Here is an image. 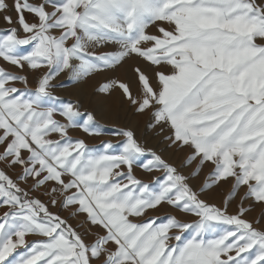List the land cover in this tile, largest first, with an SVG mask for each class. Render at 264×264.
Instances as JSON below:
<instances>
[{"label":"snow or ice","instance_id":"1","mask_svg":"<svg viewBox=\"0 0 264 264\" xmlns=\"http://www.w3.org/2000/svg\"><path fill=\"white\" fill-rule=\"evenodd\" d=\"M0 20V264H264V0H0ZM132 59L133 81L98 92L118 91L193 172L130 128L103 150L72 137L103 133L57 78ZM222 184L220 205L203 198Z\"/></svg>","mask_w":264,"mask_h":264},{"label":"rangeland","instance_id":"2","mask_svg":"<svg viewBox=\"0 0 264 264\" xmlns=\"http://www.w3.org/2000/svg\"><path fill=\"white\" fill-rule=\"evenodd\" d=\"M7 27L8 25H6L3 20H0V32H3L5 29H7ZM149 30L152 31L153 29L150 28ZM105 50L111 51L113 48L109 46ZM138 63L139 62L135 59L128 60L115 69H109L101 73L93 74L79 82L70 80L66 73L61 74V76L57 78V80L54 82L57 85L54 90L55 95L59 96L64 101H78L84 109L93 112L96 116V124L103 133L100 136L85 137L83 133L79 131H73L71 135L74 139L85 138L89 147L103 150L102 144L105 141H111L118 147L121 137L112 134L116 129L130 128L136 133L138 140L142 144H145L147 147L157 151L166 161L176 166L185 175H187L190 172H193L192 168L183 167L187 157L189 156L188 152L178 148H169L168 145L163 142L162 137L157 134V131L148 128L149 118L147 116L136 114L134 110L127 104V102L122 99L118 91L113 92L111 95H103L98 92V87L108 78L128 82L133 81L135 79L133 68ZM0 66L8 67L2 60H0ZM16 86L18 88L23 87L20 84H17ZM78 95H82V98ZM99 112L105 113V115H107V117L109 116V118H106V120L99 119ZM136 167L142 175V181L152 184L153 186L156 178L163 177L162 172L147 173L143 171L138 165ZM210 171L211 169L208 166H205L203 171L200 173V176L197 178V180L193 181V183L200 185L205 180ZM229 190V184H222L219 187H215L209 191L203 198L208 200L210 203L220 205L227 198ZM62 215L64 217H69L71 213L69 211H64L62 212ZM260 215L261 209L255 208L251 212L249 219L254 217L259 218ZM69 222L74 227H79L83 223V218H73ZM79 230L84 231V228H79ZM187 238H189V234H185V239ZM32 239L34 238L29 237L30 241Z\"/></svg>","mask_w":264,"mask_h":264},{"label":"crops","instance_id":"3","mask_svg":"<svg viewBox=\"0 0 264 264\" xmlns=\"http://www.w3.org/2000/svg\"><path fill=\"white\" fill-rule=\"evenodd\" d=\"M134 175H136L137 178L142 179V175L141 173L137 170V167L134 166ZM144 182V181H143ZM168 207L164 206L160 209L159 212H156V211H150L148 213V216L149 217H159V220L158 222H162L166 216L169 214V208L167 209ZM172 243H175V241H173Z\"/></svg>","mask_w":264,"mask_h":264},{"label":"bare ground","instance_id":"4","mask_svg":"<svg viewBox=\"0 0 264 264\" xmlns=\"http://www.w3.org/2000/svg\"><path fill=\"white\" fill-rule=\"evenodd\" d=\"M78 96H80L82 98V95H78ZM98 114H99L98 118L101 119V120H106V118H109V116L107 117V115H105V113L99 112Z\"/></svg>","mask_w":264,"mask_h":264}]
</instances>
